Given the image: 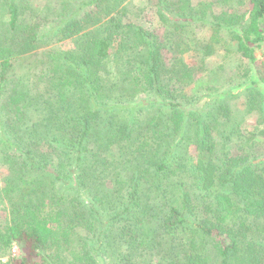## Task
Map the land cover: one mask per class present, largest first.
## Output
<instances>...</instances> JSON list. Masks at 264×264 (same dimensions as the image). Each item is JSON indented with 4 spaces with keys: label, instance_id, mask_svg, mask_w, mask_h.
Listing matches in <instances>:
<instances>
[{
    "label": "trees",
    "instance_id": "obj_1",
    "mask_svg": "<svg viewBox=\"0 0 264 264\" xmlns=\"http://www.w3.org/2000/svg\"><path fill=\"white\" fill-rule=\"evenodd\" d=\"M2 1L0 202L10 217L0 252L17 242L33 264H264V128L245 132L231 105L245 92L246 112L264 123V60L254 68L264 0H158L163 39L125 20L128 0H81L40 33L43 19ZM48 35L76 46L35 64L44 84L34 92L13 78L12 44L29 50ZM218 48L253 75L200 95L196 75ZM165 49L179 55L170 65Z\"/></svg>",
    "mask_w": 264,
    "mask_h": 264
},
{
    "label": "rangeland",
    "instance_id": "obj_2",
    "mask_svg": "<svg viewBox=\"0 0 264 264\" xmlns=\"http://www.w3.org/2000/svg\"><path fill=\"white\" fill-rule=\"evenodd\" d=\"M23 6L24 16L27 18H34L36 21L43 19L44 25L39 29V33L42 31L52 30L56 24L62 19L68 18L69 14L74 12L77 8L81 7V0H17ZM158 0H128L127 4L128 13L125 15V20L140 25L150 31L159 35L163 39L165 35V28L159 22L155 5ZM200 0H191L193 4L198 3ZM216 1V0H213ZM89 10L93 13L94 8L91 7ZM224 10L228 12L242 13L247 10L246 6H235L227 7ZM88 9L82 8L77 17H81ZM70 12V13H69ZM10 15L7 11L5 2L0 0V36L6 32L5 23L9 21ZM41 22V21H40ZM42 22V23H43ZM46 34V33H44ZM41 35V34H40ZM211 35L210 29L206 27H200L197 29V37L206 40ZM15 48V52L11 54L12 62L16 63L15 75L13 78L24 77L30 84L31 89L35 92L41 90L43 87L42 73L40 69H36L35 64L47 55L53 56L54 54L61 53L66 50H73L75 48V41L73 38L59 40L54 35H48L43 41L37 44L36 47H32L28 50L26 44L22 42H15L12 44ZM235 49L234 46L231 47ZM25 50V52H17V50ZM23 50V51H24ZM28 50V51H27ZM166 62L172 64L179 55L168 49L163 51ZM2 57V56H0ZM257 60L254 63L256 71H260L264 60V42L256 48ZM187 61L191 64L194 63L193 55H187ZM206 71L198 73L196 75V85L201 89L200 95L210 92L212 89H223V90H238L240 86H243L248 82L250 77L253 75L252 72L248 75V70L251 65L246 61L241 62V58L238 53L230 52L226 55V51L222 48H218L216 52L206 60ZM33 69V70H32ZM30 70V72H29ZM27 76V78H26ZM250 76V77H249ZM187 89L188 92L192 91ZM195 90V89H194ZM193 92V91H192ZM231 105L234 108L237 120L241 121L242 129L246 131H254L257 128H264V123H260L261 114L256 111L250 113L248 110V98L245 92H240L235 97L231 98ZM196 109V107H193ZM199 108V107H197ZM217 140H222L217 133H214ZM234 146H238L236 141L233 140L231 144V154L237 153L239 150L235 149ZM192 154H195V149H192ZM9 175L8 169L4 166H0V179L1 185H5L6 177ZM9 212L6 204L0 202V222L6 224L9 221ZM10 258L14 259L15 264H21L22 260H25L27 264H33L38 260V255L31 251L29 248H22L17 242H14L8 250L0 252V261L5 263Z\"/></svg>",
    "mask_w": 264,
    "mask_h": 264
}]
</instances>
